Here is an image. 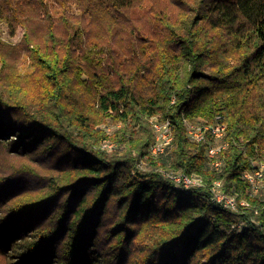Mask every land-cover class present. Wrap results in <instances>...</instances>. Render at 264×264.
Wrapping results in <instances>:
<instances>
[{
	"label": "trees",
	"instance_id": "1",
	"mask_svg": "<svg viewBox=\"0 0 264 264\" xmlns=\"http://www.w3.org/2000/svg\"><path fill=\"white\" fill-rule=\"evenodd\" d=\"M0 23L23 30L0 37V264H264V190L243 178L264 155V0H0ZM159 114L174 143L153 158ZM218 115L221 171L184 125ZM217 179L247 206L214 203Z\"/></svg>",
	"mask_w": 264,
	"mask_h": 264
},
{
	"label": "built area",
	"instance_id": "2",
	"mask_svg": "<svg viewBox=\"0 0 264 264\" xmlns=\"http://www.w3.org/2000/svg\"><path fill=\"white\" fill-rule=\"evenodd\" d=\"M186 134L194 145L206 144L212 141V145L206 150V159L212 169L221 171L224 157L223 152L228 148L226 142L227 126L222 116L218 115L215 122H208L202 119H184ZM154 130V141L149 148V154L153 158L164 157L173 147L174 128L169 119H161L159 116L152 118ZM113 144L105 143L103 148L112 150ZM144 166V164H143ZM165 179L174 183L175 186L189 190L204 185L203 178L198 175H186L180 171L161 169ZM244 180L250 184L253 194H260L264 190V155L261 161H255L250 169L243 174ZM212 200L214 203L224 207L231 212H238L239 206H247L245 201L239 202L236 195L228 194L224 190V183L221 179L215 180L211 185ZM242 224L238 225L241 229Z\"/></svg>",
	"mask_w": 264,
	"mask_h": 264
},
{
	"label": "rangeland",
	"instance_id": "3",
	"mask_svg": "<svg viewBox=\"0 0 264 264\" xmlns=\"http://www.w3.org/2000/svg\"><path fill=\"white\" fill-rule=\"evenodd\" d=\"M141 26H144V29H147V30L150 29V24L147 21H143ZM22 34H23V30L19 29L16 32V35L11 37L9 32H8L6 24L0 23V37H2L5 41H7L9 43H12L14 45L18 44L22 40ZM118 44L121 47H128L129 46L128 42L126 40L119 41ZM25 56H26L25 54L21 55V57H25ZM17 64H20V62H17ZM15 70L17 72L18 78H20V79H22L24 81L25 80H33L34 81L33 76H30V75L33 74L34 68L31 65L29 60L24 59L22 61V63ZM20 84H21L20 86L25 90L26 89V84L24 82H21ZM33 91L36 92V93H40L39 85H38V87H35L33 89ZM90 101L92 102V99ZM73 102H75L77 104V106H82L87 111V95L84 98H81V96L74 95ZM97 108H98V106L95 104V110ZM155 116H159L163 120L165 119L162 114L155 115ZM152 118L150 119V125H151L152 133L154 135V130H153V126H152ZM119 127H120V124L117 125V124L113 123V121H111V120H107L104 124L99 125V129L105 130V132L107 134H110V135H112ZM105 143L113 144L114 145L113 149L112 150H108V149L103 148V145ZM117 148L120 151L123 150L121 147H118L115 143H113L111 141H106V142H104L102 144V149L107 151V152H111L113 150H116Z\"/></svg>",
	"mask_w": 264,
	"mask_h": 264
}]
</instances>
